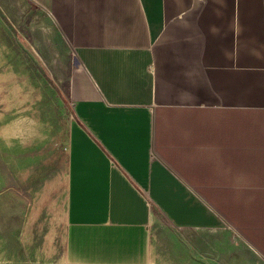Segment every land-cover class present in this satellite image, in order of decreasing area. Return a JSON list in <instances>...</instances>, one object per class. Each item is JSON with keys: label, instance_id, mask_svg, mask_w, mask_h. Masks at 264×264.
Listing matches in <instances>:
<instances>
[{"label": "crops", "instance_id": "obj_1", "mask_svg": "<svg viewBox=\"0 0 264 264\" xmlns=\"http://www.w3.org/2000/svg\"><path fill=\"white\" fill-rule=\"evenodd\" d=\"M75 49L67 264H150L152 231L264 258V0H31Z\"/></svg>", "mask_w": 264, "mask_h": 264}, {"label": "rangeland", "instance_id": "obj_2", "mask_svg": "<svg viewBox=\"0 0 264 264\" xmlns=\"http://www.w3.org/2000/svg\"><path fill=\"white\" fill-rule=\"evenodd\" d=\"M78 56L31 0H0V264H67L70 82ZM150 264H264L227 227L158 219Z\"/></svg>", "mask_w": 264, "mask_h": 264}, {"label": "water", "instance_id": "obj_3", "mask_svg": "<svg viewBox=\"0 0 264 264\" xmlns=\"http://www.w3.org/2000/svg\"><path fill=\"white\" fill-rule=\"evenodd\" d=\"M79 67V63L78 61L76 62V65H75V68H78Z\"/></svg>", "mask_w": 264, "mask_h": 264}]
</instances>
